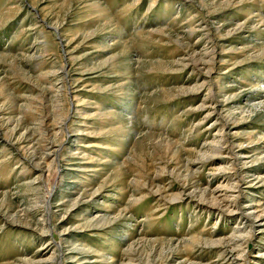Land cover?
Listing matches in <instances>:
<instances>
[{
  "label": "rangeland",
  "instance_id": "374dc122",
  "mask_svg": "<svg viewBox=\"0 0 264 264\" xmlns=\"http://www.w3.org/2000/svg\"><path fill=\"white\" fill-rule=\"evenodd\" d=\"M247 210L264 0H0V264H264Z\"/></svg>",
  "mask_w": 264,
  "mask_h": 264
},
{
  "label": "bare ground",
  "instance_id": "6f19581e",
  "mask_svg": "<svg viewBox=\"0 0 264 264\" xmlns=\"http://www.w3.org/2000/svg\"><path fill=\"white\" fill-rule=\"evenodd\" d=\"M100 8V7H99ZM95 12L96 13H101V10L100 9H98V6H96L95 7ZM100 17L102 16V15H99ZM212 62H214V60L212 61ZM64 67H62V69H63ZM209 70H212V68L210 67V69ZM63 82H65L64 80H63ZM208 91L211 93L212 92V89H211V87H208ZM72 95V94H71ZM211 108H216L215 106L213 107H211ZM64 121V120H63ZM40 123H42V122H40ZM53 127H51V128H49V126H47V125H43L42 126V128H41V130H42V133H41V141L39 140V146H38V149H37V151H36V153H38V152H40L41 154H39L41 157H42V160L41 161H43V159H45V160H48V159H54V158H56V156H57V153L54 151V149H53V146H51V144L48 142L49 141V139L51 138V136H52V133L54 132V129H52ZM221 143V142H220ZM22 145H23V143H21ZM226 145V144H225ZM231 146V145H230ZM21 149H22V151H24L25 150V148H26V146L24 145V147H20ZM217 148V147H216ZM216 148H215V150H216ZM218 148H220V147H218ZM218 148H217V150H218ZM214 150V151H215ZM216 150V151H217ZM225 150H227V147H226V149ZM25 153V152H24ZM23 152H22V154H24ZM231 153V152H230ZM27 155V154H26ZM35 155H37V154H32L31 155V157H28V156H24L25 158H26V161L28 160V161H30L31 163L33 162V164L36 166V167H39L40 165L39 164H41V162L40 161H37V160H35L34 159V157H35ZM55 160V159H54ZM53 160V161H54ZM233 165V164H232ZM87 170H84V172H86ZM234 174L235 175H238V171L236 172V170H234V172H233V176H234ZM242 178V177H241ZM241 178H239V181H236V184H238L240 181H241ZM237 180H238V177H237ZM232 188H237L236 186L235 187H232ZM50 195V194H49ZM231 198V197H230ZM229 198V199H230ZM233 202H235L236 204H237V201H238V195H236L235 197L233 196ZM232 199V198H231ZM218 200V199H217ZM214 201H216V200H214ZM221 202V201H220ZM220 202L218 201L217 203H215V202H213V204H215V205H217L218 203L220 204ZM218 204V205H219ZM217 205V206H218ZM44 211H45V213L47 214V216H48V219H50L49 217H50V209H49V203H47V201H46V203H44ZM254 213V212H253ZM243 215H245V217L246 218H249V219H251L252 220V218H260L261 216H263L264 215V211H261V212H259V213H257L256 214V216L254 215L253 217L251 216L252 214H251V212H249V210H247V211H245L244 213H243ZM47 227V226H46ZM50 227V226H49ZM250 229V228H249ZM249 231H251V230H249ZM239 233H240V231H239ZM251 233H252V231L250 232V233H248V234H246V236L247 237H250L251 236ZM242 234V233H241ZM243 240V239H242ZM241 238H240V236L238 237V238H231V240L229 241V243H231L232 245V247H235V245H238L239 243H241ZM242 245L241 244H239V246L238 247H241ZM56 248H58V246L56 247ZM61 248V247H60ZM236 248V247H235ZM232 249H234V248H232ZM240 254V253H239ZM240 256H243V253H241L240 254ZM64 257V256H63ZM169 258V257H168ZM171 259V258H170ZM167 260V259H166ZM169 260V259H168ZM58 261H59V259H58ZM166 263H167V261H166Z\"/></svg>",
  "mask_w": 264,
  "mask_h": 264
}]
</instances>
